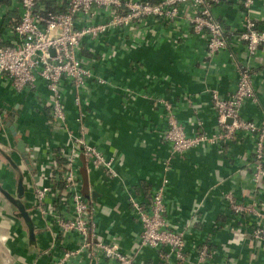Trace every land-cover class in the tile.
<instances>
[{
  "label": "crops",
  "instance_id": "obj_1",
  "mask_svg": "<svg viewBox=\"0 0 264 264\" xmlns=\"http://www.w3.org/2000/svg\"><path fill=\"white\" fill-rule=\"evenodd\" d=\"M18 14L16 0H0V45L14 41L9 24ZM213 14L223 22L226 46L212 56L206 53L204 37L192 35L183 17L176 23L138 20L132 26L110 30L98 40H84L79 46L83 63L106 81H90L79 90L85 141L94 144L105 157H113L119 178H108L99 170L86 172L87 198L97 206V234L102 240L114 241L121 251L129 252L140 225L126 198L146 202L159 181L161 160L169 158L168 186L163 195L165 216L182 230L184 260H176L166 246L144 247L134 256L135 264H191L203 244L209 249L204 264H263L264 247L250 238L251 216H235L223 199L226 193L244 204L253 199L264 212V186L255 187L248 175L251 139L236 131L226 142L181 154L171 153L161 139L165 117L156 100L170 103L185 134L191 135L194 130L209 134L216 127L210 93L216 91L221 97L232 93L239 64L249 67L257 98L256 104L242 102L240 116L257 123L264 119V46L249 56L237 39L243 16L239 0L215 5ZM250 17L264 29V0H254ZM60 89L66 121L76 133L74 90L65 82ZM44 98L42 83L31 91L14 92L0 72V187L10 193L8 183L15 170L4 158L7 155L23 175L25 204L30 186L45 181L42 146H57L66 137L56 126H48ZM13 123L14 133L9 130ZM17 139L25 144V158L30 164L14 149L13 141ZM91 191L94 200L90 199ZM9 206L2 195L0 252L4 250L11 259L0 264H48L53 232L35 217L37 247L28 250L25 242L22 254L16 218ZM85 259L75 258L74 263ZM99 264L105 263L100 260Z\"/></svg>",
  "mask_w": 264,
  "mask_h": 264
},
{
  "label": "built area",
  "instance_id": "obj_2",
  "mask_svg": "<svg viewBox=\"0 0 264 264\" xmlns=\"http://www.w3.org/2000/svg\"><path fill=\"white\" fill-rule=\"evenodd\" d=\"M225 1L51 0L55 6L62 8L49 10L42 0H16L19 14L9 24L14 41L0 45V72L14 92L31 91L42 83L46 91L42 105L47 107L50 116L48 126H56L55 129L64 131L66 135L64 142L57 146L47 143L42 146L46 159L45 181L29 185L30 197L25 204L34 228L33 220L37 217L46 230L53 232L48 264H75V258H86L80 264H99L100 260L105 264H135L134 256L140 249H160L163 246L168 247L176 260H184L183 238L179 232L169 230L171 228L164 218L163 195L168 186V157L161 160L159 181L151 189L146 202L132 196L126 198L140 225L129 252L121 251L116 242L104 241L97 234V206L81 192L80 155L87 173L99 170L108 178H119L113 157H105L94 144L85 141L79 90L90 81L97 84H105L106 81L83 63L79 46L84 40H98L106 32L132 26L138 20L176 23L183 17L192 35L204 37L206 53L212 56L226 46L223 22L213 14L214 6ZM239 4L243 16L237 39L243 43L247 55L252 56L264 46V29L258 28L250 17L254 0H239ZM49 49L53 50L52 54ZM236 74L235 88L228 96L221 97L216 91L210 93L216 127L209 134L197 130L191 135L185 134L171 112L170 103L165 99L156 100L165 117L161 139L168 144L171 153L181 154L191 148L226 142L236 131H242L251 139L249 180L255 187L264 186V119L257 123L240 116L242 102L248 100L256 104L257 98L249 67L246 64L237 65ZM62 82L74 90L72 105L77 111L73 119L76 133L66 121L60 89ZM226 118L230 121L226 122ZM51 148H59V155L63 158L60 170L50 153ZM52 171L59 172L62 191L49 181V177L57 180V173L52 176ZM223 199L226 208L235 216H251L253 226L250 238L264 247V212L258 208V202L252 199L244 204L235 201L229 193L224 194ZM56 239L58 243L54 244ZM208 256L209 249L203 244L191 264H204Z\"/></svg>",
  "mask_w": 264,
  "mask_h": 264
},
{
  "label": "water",
  "instance_id": "obj_3",
  "mask_svg": "<svg viewBox=\"0 0 264 264\" xmlns=\"http://www.w3.org/2000/svg\"><path fill=\"white\" fill-rule=\"evenodd\" d=\"M49 53L52 54L53 50L49 49ZM230 119L226 118V122H229ZM14 123L12 126L9 127V130L13 132V127ZM14 144V149L20 154L22 158H24V161L27 162V153L25 151V144L20 140L17 139L13 141ZM4 158L7 160V162L11 165V168L17 172V177L16 181L14 184V192L13 193H8L5 189L0 187V193L3 195L4 198L9 202L11 206L14 207L16 212L13 214L15 218H18L22 221V223L26 226V234H25V242H26V247L28 250L35 251L37 244H36V239H35V233H34V226L32 219L25 207L24 203V197H25V191H24V185H23V175L18 169L17 165L14 164V162L7 156L4 155ZM80 161H81V167L79 168L81 178H82V187H81V192L85 198L88 197V191H87V176H86V170H85V163L83 157L80 155ZM89 196L91 200H94V192L91 191L89 192Z\"/></svg>",
  "mask_w": 264,
  "mask_h": 264
},
{
  "label": "rangeland",
  "instance_id": "obj_4",
  "mask_svg": "<svg viewBox=\"0 0 264 264\" xmlns=\"http://www.w3.org/2000/svg\"><path fill=\"white\" fill-rule=\"evenodd\" d=\"M183 132H184V130H183ZM27 160H28V163L30 164V161H29L28 158H27ZM6 166H7V164H6ZM16 177H17V172H15L14 174L11 173V179H10V182L8 183V188L10 190V193H13L14 192V184H15V181H16ZM0 180H1V177H0ZM1 197H2V194L0 193V198ZM9 211L11 212L12 215L16 212V210L14 209V207L11 206V205L9 206ZM165 215L166 214L164 213L165 221L168 224V226L171 228L169 230H174L175 232H179L181 234V236H182V233L180 232L182 230H180L179 227H175L171 223H169L168 220L166 219V216ZM16 222H17V228L15 227V229H16L17 232L19 231V233H17V234H18V237L21 240V241H19V243H20V246H21V252L23 254L24 253L23 251H24V248H25L26 226L18 218H16ZM0 249H3V248H0ZM1 252H0L1 253L0 254V263H4L8 259H11V257H9V255H8V253L4 252V250H2Z\"/></svg>",
  "mask_w": 264,
  "mask_h": 264
},
{
  "label": "trees",
  "instance_id": "obj_5",
  "mask_svg": "<svg viewBox=\"0 0 264 264\" xmlns=\"http://www.w3.org/2000/svg\"><path fill=\"white\" fill-rule=\"evenodd\" d=\"M149 1L155 2V0H149ZM42 2L45 4V8L49 10H56V9L62 8V6L60 8L55 6V4L51 2V0H42ZM44 110L47 114V119H50V116L48 115L47 107H44ZM50 153L53 155L54 162L56 163L59 170L62 169L63 158H61L59 155V148H51ZM51 173H52V176H54V174L57 173V180L49 177V181L52 182L57 187L58 190L62 191V181L60 179L59 172L52 171Z\"/></svg>",
  "mask_w": 264,
  "mask_h": 264
}]
</instances>
